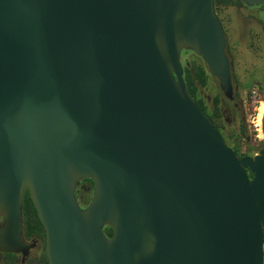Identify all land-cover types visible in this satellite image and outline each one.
<instances>
[{"label":"water","instance_id":"95a60500","mask_svg":"<svg viewBox=\"0 0 264 264\" xmlns=\"http://www.w3.org/2000/svg\"><path fill=\"white\" fill-rule=\"evenodd\" d=\"M225 45L213 0H0V249L28 189L49 264H262L264 145L238 157L182 77L189 49L232 99Z\"/></svg>","mask_w":264,"mask_h":264},{"label":"rangeland","instance_id":"374dc122","mask_svg":"<svg viewBox=\"0 0 264 264\" xmlns=\"http://www.w3.org/2000/svg\"><path fill=\"white\" fill-rule=\"evenodd\" d=\"M214 10L226 38L233 98L224 95L218 78L210 73L200 55L183 49L180 60L183 64L185 60L197 58L200 61L201 58L208 74L206 84L198 85V98L210 111L213 97L219 98L222 112L220 117H215V122L226 144L247 155H254L263 146L259 126L261 103L259 106L253 100L251 90L264 94V6L231 1L217 4Z\"/></svg>","mask_w":264,"mask_h":264},{"label":"flooded vegetation","instance_id":"af4514ba","mask_svg":"<svg viewBox=\"0 0 264 264\" xmlns=\"http://www.w3.org/2000/svg\"><path fill=\"white\" fill-rule=\"evenodd\" d=\"M188 51L191 50L188 49ZM27 193L30 196L28 189H26L23 192L22 197V230L20 236L24 246L17 251H4L0 249V264H49L46 254V234L42 223L40 222L39 225L33 224L29 227H27L25 223L23 202ZM92 193L93 181L90 178L81 179L75 188V196L81 208L88 205L91 200ZM84 198H88V200L85 201ZM34 209L36 212L35 206ZM36 216L38 217L37 212ZM2 222L3 217L0 215V225Z\"/></svg>","mask_w":264,"mask_h":264},{"label":"trees","instance_id":"16d2710c","mask_svg":"<svg viewBox=\"0 0 264 264\" xmlns=\"http://www.w3.org/2000/svg\"><path fill=\"white\" fill-rule=\"evenodd\" d=\"M231 1L235 2V3L236 2L242 3L241 0H213L214 8L217 4H219L221 2L222 3L223 2L228 3ZM260 6H262V5H260ZM201 58H200V61L197 58L185 60V62H183V64H182V67H183L182 77H183V79L187 85L189 92L195 98L197 104L210 116L212 122L218 127L217 123L215 122V117L221 116L219 98L217 96L213 97L211 105L209 106V107H211V111H210L208 109V106L201 99H199L197 96L198 85L204 86L206 84L207 74H208L205 67H204V63L202 62ZM230 72H231V69H230ZM262 145H264L263 141H262ZM233 150H235L237 152L238 157L247 155L246 153L240 152L239 148H235ZM248 175L251 176V173L249 171H248ZM84 199H85V201L88 200V198H84ZM23 212H24L25 223H26L27 227H29L30 225H33V224H36V225L40 224V220L36 216L34 204H33L32 200L30 199V196L28 195V193L26 194L24 202H23ZM32 214H33V216H32ZM103 231L105 232V234L108 237H110L113 233V229L110 226H104Z\"/></svg>","mask_w":264,"mask_h":264},{"label":"built area","instance_id":"2783aa9c","mask_svg":"<svg viewBox=\"0 0 264 264\" xmlns=\"http://www.w3.org/2000/svg\"><path fill=\"white\" fill-rule=\"evenodd\" d=\"M251 94H252L251 97L253 98L255 102L259 103V106H260V103L264 102V94H260L254 89L251 90ZM259 106L255 105V108L259 109ZM258 113H259V110H258ZM259 126L261 130V121H260ZM260 140L263 141V135L260 136ZM262 264H264V236H263V243H262Z\"/></svg>","mask_w":264,"mask_h":264},{"label":"bare ground","instance_id":"6f19581e","mask_svg":"<svg viewBox=\"0 0 264 264\" xmlns=\"http://www.w3.org/2000/svg\"><path fill=\"white\" fill-rule=\"evenodd\" d=\"M263 110H264V102L261 103L260 118H259L260 121H261Z\"/></svg>","mask_w":264,"mask_h":264}]
</instances>
